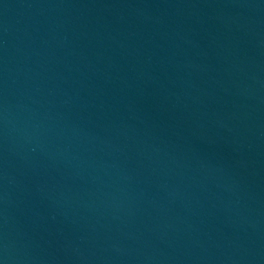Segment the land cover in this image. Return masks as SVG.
I'll list each match as a JSON object with an SVG mask.
<instances>
[{
    "label": "water",
    "instance_id": "1",
    "mask_svg": "<svg viewBox=\"0 0 264 264\" xmlns=\"http://www.w3.org/2000/svg\"><path fill=\"white\" fill-rule=\"evenodd\" d=\"M0 264H264V0H0Z\"/></svg>",
    "mask_w": 264,
    "mask_h": 264
}]
</instances>
